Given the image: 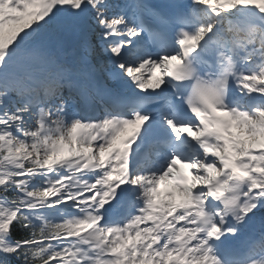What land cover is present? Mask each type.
<instances>
[{
  "label": "snow or ice",
  "instance_id": "1",
  "mask_svg": "<svg viewBox=\"0 0 264 264\" xmlns=\"http://www.w3.org/2000/svg\"><path fill=\"white\" fill-rule=\"evenodd\" d=\"M0 264H264V0H0Z\"/></svg>",
  "mask_w": 264,
  "mask_h": 264
}]
</instances>
